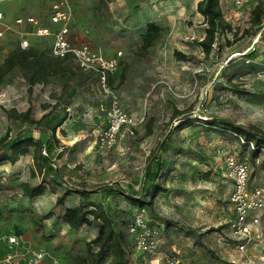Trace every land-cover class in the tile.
<instances>
[{"label": "rangeland", "instance_id": "374dc122", "mask_svg": "<svg viewBox=\"0 0 264 264\" xmlns=\"http://www.w3.org/2000/svg\"><path fill=\"white\" fill-rule=\"evenodd\" d=\"M56 1L15 0L9 6L26 13L39 10L46 16ZM198 1L67 0L75 42H87L111 55L121 51L110 82L135 125L133 133L124 128L110 149L95 144L105 124L100 108L105 98L94 73L80 70L70 57L59 60L49 56L48 39L37 36L29 26L18 27L12 22L0 36V137L19 132L37 139L46 137V133L28 129V123L8 117L9 109L19 112L29 108L35 118L45 113L44 122H53L66 112L56 135L67 148L56 157L62 147L53 145L52 157L62 168L63 183L89 189L109 186V190L91 192L88 198L111 208L120 220L130 221L141 207L119 188L147 186V170L160 166L155 180L159 179L164 189L151 205L142 208L157 231V251H138L133 236L127 234L131 264H168L169 254L188 264L264 261V222L244 250L236 247L230 232L233 186L222 174L224 158L234 155L249 160L250 185L259 183L264 174V152L253 162L250 149L236 133L208 123L229 119L264 131V20L259 27L250 24V11L260 0H247L241 6L233 0H219L232 29L217 35L209 53L199 44L205 36V23L196 9ZM148 22L159 29L152 44L143 50ZM23 38L29 42L25 48L41 51L51 67L45 74H36L31 84L30 70L18 65L1 69L7 53L21 48ZM41 180L33 146L14 163H0V234L30 235L48 243L59 253L62 264H74L71 256L85 250L99 221L70 227L61 214L63 205L55 202L62 187L54 183L55 190L34 197L25 196L19 188L21 181L36 184ZM80 198L71 193L64 205H73Z\"/></svg>", "mask_w": 264, "mask_h": 264}, {"label": "trees", "instance_id": "16d2710c", "mask_svg": "<svg viewBox=\"0 0 264 264\" xmlns=\"http://www.w3.org/2000/svg\"><path fill=\"white\" fill-rule=\"evenodd\" d=\"M100 1L101 3H106L105 0ZM219 3V0H199L196 4V9L204 18L203 22L205 23V36L199 41L205 53H209L212 43L218 34L232 29L231 24L224 19ZM263 20L264 0H260L250 11V24L259 27L262 25ZM158 29L159 26L154 22L146 24V33L141 44L143 50H146L152 44L153 39L157 36ZM43 38L46 39L47 37ZM47 39L50 42V39ZM30 47H17L8 52L1 64V69L4 68L6 70L13 65L28 69L31 72L30 76H28L29 83L31 84L34 82L36 74L39 72L45 74L51 67H49L47 61H44L41 51L39 52L35 48ZM48 47V55L54 57L50 54V43ZM176 54L183 55L180 52H176ZM54 58L63 60L68 57ZM42 77L40 76L39 81ZM175 113L180 114L181 112L180 110H175ZM30 114L29 108L19 112L15 109L7 111L8 117L28 123V129H37L42 134L46 133V137H38L37 139L31 134L24 135L21 132L14 135H9L8 133L2 135L0 137V163L4 161L14 163L18 156L23 154L29 146H33L34 163H36L41 173L42 180L36 184H30L27 181L19 182V188L22 193L27 197H34L42 194L47 189L55 190L54 183V185L62 187V191L57 195L55 202L56 205H63L61 214L70 227L77 229L84 223L93 224L95 221H99L97 233L86 242L85 250L81 253L75 252L71 256L74 264H131L129 260L131 242H129L127 237V234H129L127 228L131 220L118 219L114 216L111 208L104 207L101 203L88 198L89 194L97 191V189L109 190L111 188L104 185L90 189L76 184H73V186L64 185L62 168L61 166H57L52 160L54 155L53 145L62 147L55 154L56 157H60L63 154V149L67 148L66 145L60 143L56 135V129L67 118L66 112L56 117L53 122L43 121L46 116L45 113L39 118H35ZM208 123H211L209 125H213L216 129L223 131L228 129L236 133L237 136L243 137L242 144L250 149L252 153L250 157L253 162L264 152V131L255 127V125H242L229 119L209 120ZM251 144L252 147L250 146ZM156 165L157 168L155 170H147L150 184L147 186L143 185L138 189H135L133 186H130L129 189L119 188L120 193L131 201H136L141 208L145 204L151 205L157 193L164 189L159 179L155 180L157 169L160 167L158 164ZM71 193L78 194L81 197L80 200L73 205H64L65 198ZM215 258L217 257L215 256Z\"/></svg>", "mask_w": 264, "mask_h": 264}, {"label": "built area", "instance_id": "2783aa9c", "mask_svg": "<svg viewBox=\"0 0 264 264\" xmlns=\"http://www.w3.org/2000/svg\"><path fill=\"white\" fill-rule=\"evenodd\" d=\"M9 1V0H0ZM247 0H233L236 6L243 5ZM0 9V21L4 18ZM71 8L67 0H58L52 4L48 12L50 25L41 23L39 13H32L24 17H17L16 23H30L34 26V33L39 37L50 39V54L54 57H70L82 71L93 72L100 94L105 98L100 105L104 111L105 125L100 129L95 144L99 149H110L116 143L124 128L133 133L135 122L121 106L118 94L110 82L111 73L120 62L121 51L113 55L106 54L102 49L87 43L75 44L69 39ZM3 30L0 29V36ZM29 44L26 38L20 40L21 48ZM241 142L243 138L240 137ZM252 147V144L250 145ZM258 161V158H256ZM263 170V169H262ZM251 165L248 159L227 155L223 161L222 174L232 184L229 202L232 204L234 216L230 221V232L235 239L236 247L244 250L246 242L252 234L258 231V226L264 222V174L260 182L250 185L249 176ZM264 172V171H263ZM128 225V233L134 238V246L140 252L152 253L157 251L155 228L148 222L142 208L132 215ZM2 253L0 264H43L45 250L26 244L21 234L14 231L0 234ZM1 246V245H0ZM168 264H188L175 254L166 256ZM59 258H54L51 264H60ZM256 264H264L260 259Z\"/></svg>", "mask_w": 264, "mask_h": 264}, {"label": "crops", "instance_id": "0c3cea01", "mask_svg": "<svg viewBox=\"0 0 264 264\" xmlns=\"http://www.w3.org/2000/svg\"><path fill=\"white\" fill-rule=\"evenodd\" d=\"M14 1L15 0L1 1L0 2V9H2L3 12H5L4 13V18H3L2 24H1L3 27L0 26V29L3 30V34L6 32V30H8V27H10L9 24L12 25V22L18 27L29 26L30 28L33 29L34 26L32 24H30V23H27V22H25V23L24 22L23 23H16V21H15V19L17 17H24V16L32 14V13H39V16L41 18V23L42 24H44V25H47V24L50 25L51 24L49 19H48V13H46V16H45V14H41V12L39 10H33V11L28 12V13H26L24 9H21L19 11L17 7L13 8V7L9 6ZM70 31H71V26H70ZM71 32H69V36H68L71 42H73L75 44L87 43V42H75L72 39ZM106 54L111 55L109 53H106ZM105 123H106V121H105ZM21 237L26 242V244H28L29 246L37 247V248L39 247V248H42V249L45 250V256H44V258L42 260L43 264H51L52 260L54 258H59V260L61 262V257L59 255V253L53 251L51 249V247L48 246V243L45 244L44 241L33 239L32 236L27 235L25 233H21ZM0 253H2L1 249H0ZM60 264H62V263H60Z\"/></svg>", "mask_w": 264, "mask_h": 264}]
</instances>
